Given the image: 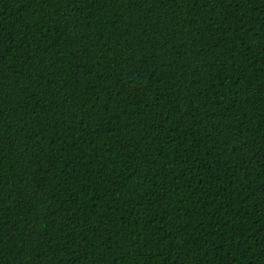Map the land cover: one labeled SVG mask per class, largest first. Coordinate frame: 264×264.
<instances>
[{"label": "trees", "instance_id": "1", "mask_svg": "<svg viewBox=\"0 0 264 264\" xmlns=\"http://www.w3.org/2000/svg\"><path fill=\"white\" fill-rule=\"evenodd\" d=\"M0 264H264V0H0Z\"/></svg>", "mask_w": 264, "mask_h": 264}]
</instances>
